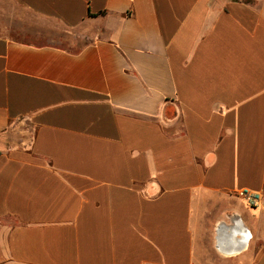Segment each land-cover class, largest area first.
I'll return each mask as SVG.
<instances>
[{
  "label": "crops",
  "instance_id": "obj_1",
  "mask_svg": "<svg viewBox=\"0 0 264 264\" xmlns=\"http://www.w3.org/2000/svg\"><path fill=\"white\" fill-rule=\"evenodd\" d=\"M0 264H264V0H0Z\"/></svg>",
  "mask_w": 264,
  "mask_h": 264
},
{
  "label": "built area",
  "instance_id": "obj_2",
  "mask_svg": "<svg viewBox=\"0 0 264 264\" xmlns=\"http://www.w3.org/2000/svg\"><path fill=\"white\" fill-rule=\"evenodd\" d=\"M238 196L245 201L247 206L252 208L257 207L262 201L261 193L252 192L246 189L239 191Z\"/></svg>",
  "mask_w": 264,
  "mask_h": 264
}]
</instances>
